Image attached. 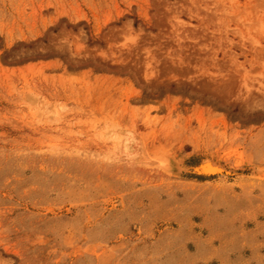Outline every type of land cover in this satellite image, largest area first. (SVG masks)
Wrapping results in <instances>:
<instances>
[{"label": "rangeland", "instance_id": "obj_1", "mask_svg": "<svg viewBox=\"0 0 264 264\" xmlns=\"http://www.w3.org/2000/svg\"><path fill=\"white\" fill-rule=\"evenodd\" d=\"M0 264H264V0H0Z\"/></svg>", "mask_w": 264, "mask_h": 264}, {"label": "water", "instance_id": "obj_2", "mask_svg": "<svg viewBox=\"0 0 264 264\" xmlns=\"http://www.w3.org/2000/svg\"><path fill=\"white\" fill-rule=\"evenodd\" d=\"M200 164L198 165V167H196V170L200 171L202 174H205V175L228 173L227 169H225L223 167L213 168L211 170L212 172H209L204 167H202V166L200 167Z\"/></svg>", "mask_w": 264, "mask_h": 264}, {"label": "bare ground", "instance_id": "obj_3", "mask_svg": "<svg viewBox=\"0 0 264 264\" xmlns=\"http://www.w3.org/2000/svg\"><path fill=\"white\" fill-rule=\"evenodd\" d=\"M204 167L207 171H209V172H212L211 170L213 169V168H219V167H223L222 165H220V164H218V163H216V162H214L213 160H211V159H206V160H204V161H202V163L200 164V167ZM119 201V200H118ZM117 201V202H118ZM120 202V201H119Z\"/></svg>", "mask_w": 264, "mask_h": 264}]
</instances>
